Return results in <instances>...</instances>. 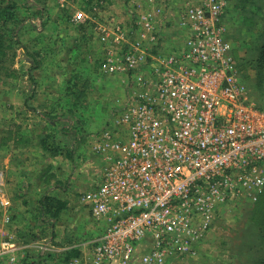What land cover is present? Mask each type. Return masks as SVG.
Returning a JSON list of instances; mask_svg holds the SVG:
<instances>
[{"label": "built area", "instance_id": "built-area-1", "mask_svg": "<svg viewBox=\"0 0 264 264\" xmlns=\"http://www.w3.org/2000/svg\"><path fill=\"white\" fill-rule=\"evenodd\" d=\"M133 27L97 24L101 69L125 75L131 98L113 129L98 137V184L81 195L105 223L100 237L66 264H168L198 255L221 208L264 189V109L251 98L225 34L228 0H138ZM101 8L93 5L94 15ZM172 9L166 51L161 21ZM166 19V18H165ZM168 19H166L167 21ZM164 48V49H163ZM0 170V204L11 206ZM22 246L0 242V264H17ZM43 251L48 247L43 245Z\"/></svg>", "mask_w": 264, "mask_h": 264}, {"label": "rangeland", "instance_id": "rangeland-1", "mask_svg": "<svg viewBox=\"0 0 264 264\" xmlns=\"http://www.w3.org/2000/svg\"><path fill=\"white\" fill-rule=\"evenodd\" d=\"M97 1L101 8L95 16ZM137 1L0 0V8L9 5L12 10L8 27L0 22L11 41L0 63V170L10 200L15 188L12 180L31 178L34 201L28 204L42 222L37 231L18 234L22 242H55L62 232L70 241L89 240L104 230L105 223L93 217L81 195L97 183L103 167L104 155L96 148L98 137L106 129H113L118 138L126 137V125L117 126L116 120L131 95L125 75L101 69L105 52L98 23L79 22L75 15L83 11L100 23L114 18L129 28L140 10ZM166 3L173 6L176 0ZM180 11L172 9L161 20L167 23L162 26L166 51L174 43L170 21ZM223 18L241 77L254 102L263 104L264 98L259 99L264 74L259 73L260 48L255 41L264 28V0H228ZM80 36L86 37L85 48ZM8 65L16 69L15 74L5 73ZM44 135L51 149L43 148ZM260 225L264 227V189L257 200L243 196L225 204L198 255L168 264H254L264 259ZM72 257L64 254L65 264Z\"/></svg>", "mask_w": 264, "mask_h": 264}, {"label": "crops", "instance_id": "crops-1", "mask_svg": "<svg viewBox=\"0 0 264 264\" xmlns=\"http://www.w3.org/2000/svg\"><path fill=\"white\" fill-rule=\"evenodd\" d=\"M85 38L86 37L84 36H80L79 38L84 42L83 48L86 47ZM83 54H85V52ZM85 62L87 61L85 60ZM45 119L46 118H44L43 123H46ZM29 174L31 173H28V175ZM101 174L102 172L98 177L97 183L95 182V184L91 188L95 187L98 184V182L100 181ZM30 181H32L30 177H25V179H23V177H21L20 179L15 178V180H12V184L15 185L14 195L9 196L12 200L13 206L8 208L9 211L4 206H1L0 209V211L2 212L0 219V242L4 240H14L19 243L22 246V249L19 252V257L21 258V256L25 254L27 260L25 258L23 259H25V261H27L28 263L31 262V264H60L61 262V264H65V261L63 260L64 254H68V256L70 257L71 254L75 251H78L80 254L81 250L85 248L84 243H88L89 241L97 239L102 233L98 237L89 240L83 239L82 241H70L67 238V235H62L63 232L61 233L62 237L55 238V242L54 240L50 239L45 240L48 241L46 243H39L38 241H20L18 234L20 235L21 232H30L32 229H35V231H37L42 227V222L39 218L38 211L32 208L33 205L28 204V202L33 203L34 201V195H32L33 189L31 188ZM30 188L32 191L30 190ZM59 238H61L62 243L61 241H59ZM57 241H59L60 243H56ZM43 245L47 246L48 250L43 251ZM23 259H21L17 264H23L21 263Z\"/></svg>", "mask_w": 264, "mask_h": 264}, {"label": "trees", "instance_id": "trees-1", "mask_svg": "<svg viewBox=\"0 0 264 264\" xmlns=\"http://www.w3.org/2000/svg\"><path fill=\"white\" fill-rule=\"evenodd\" d=\"M11 7L9 5L7 6H3L0 8V22H2L3 27H8V23H9V19L10 17V13H11ZM0 28H2V26H0ZM6 33H3L0 29V63L3 62L4 57L7 56V48L11 46V41L10 43L8 42V40L5 38ZM12 41L13 38L11 37ZM256 48H260V53L258 55L257 61H258V65H259V73L260 74H264V28L261 31V33L256 36ZM25 52L27 53V50L25 49ZM234 54H235V49H234ZM36 61V59H34ZM5 61V60H4ZM2 64V63H1ZM6 74H15L16 73V69L14 67H12L11 65L6 66ZM261 84H259V88L261 89L262 86H260ZM259 89V90H260ZM264 94V93H263ZM262 93H260V99L264 98V95ZM254 100V99H253ZM257 99V101H259ZM255 101V100H254ZM260 108L264 109V103L263 104H257ZM49 137L47 135H44L41 138L42 141V145L44 149H51L52 146L50 145V143L48 142ZM52 200V199H51ZM64 204V203H62ZM64 206V205H63ZM59 208V207H58ZM264 230V227L262 225H260V234L262 235V237L264 238V234L261 233ZM264 252V250H263ZM79 255L78 251H75L71 254V256H77ZM31 264V262H29ZM28 262L25 261L24 264H29ZM254 264H264V259L259 258L257 259Z\"/></svg>", "mask_w": 264, "mask_h": 264}]
</instances>
